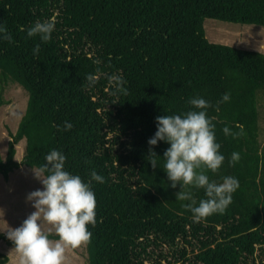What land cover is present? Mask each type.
Listing matches in <instances>:
<instances>
[{
    "label": "trees",
    "instance_id": "obj_1",
    "mask_svg": "<svg viewBox=\"0 0 264 264\" xmlns=\"http://www.w3.org/2000/svg\"><path fill=\"white\" fill-rule=\"evenodd\" d=\"M208 19L264 27V0H0V23L10 37L0 38V106L11 83L29 95L17 131L9 130L0 174L8 181L58 150L73 175L85 182L92 171L103 177L91 185L89 264H257V252L264 253L257 101L264 54L211 43L203 28ZM48 20L55 24L49 41L27 36L36 21ZM195 97L211 105L207 114L225 157L219 170L205 173L217 183L225 176L239 181L223 212L199 220L186 207L190 201L176 199L180 186L171 188L163 170L170 145L152 149L153 168L148 144L156 118L192 110ZM225 126L238 135L225 136ZM190 190L197 205L206 198L203 189ZM1 240L15 248L5 235ZM9 261L0 254V264Z\"/></svg>",
    "mask_w": 264,
    "mask_h": 264
},
{
    "label": "clouds",
    "instance_id": "obj_2",
    "mask_svg": "<svg viewBox=\"0 0 264 264\" xmlns=\"http://www.w3.org/2000/svg\"><path fill=\"white\" fill-rule=\"evenodd\" d=\"M55 29L52 20L36 21L27 30L29 38L39 36L41 41H49ZM0 38L9 39L6 27L0 23ZM39 45L33 54L39 53ZM89 79H92L89 77ZM230 95L225 93L222 100L227 102ZM192 110L180 115H164L156 118V132L148 140L149 163L157 167V155L152 150L160 142L170 145L163 155V170L167 174L171 188L180 186L176 193L179 201H190L186 207L195 220L214 213L223 212L232 202V194L239 188L235 177L225 176L222 182L210 180L205 169L215 173L221 168L225 157L220 153V144L216 142L214 124L208 117L207 109L211 105L203 98L189 100ZM72 124L65 122L64 129L70 130ZM243 129L241 128L242 134ZM225 136L235 138L227 126L223 128ZM67 157L58 150H51L44 158L45 163L33 171L41 182L42 190L28 194L26 200L35 209L18 228L11 229L7 238L13 242L20 253V264H63L67 247H78L89 242L92 232L89 225L96 224V196L92 190V181L103 182V177L95 171L87 182L79 175L65 170ZM240 159L234 152L231 160ZM189 190H185V189ZM191 188L203 189L205 199L199 204L193 199ZM47 223L54 228L59 239L52 240L44 231Z\"/></svg>",
    "mask_w": 264,
    "mask_h": 264
},
{
    "label": "rangeland",
    "instance_id": "obj_3",
    "mask_svg": "<svg viewBox=\"0 0 264 264\" xmlns=\"http://www.w3.org/2000/svg\"><path fill=\"white\" fill-rule=\"evenodd\" d=\"M207 39L214 44H221L233 48L255 51L264 54V27L246 26L233 23H225L216 20H205L203 24ZM5 105L0 106V155L5 159L8 144L11 140L9 130L15 133L27 110L28 92L19 84L11 83L7 86L3 95ZM259 110V138L264 143V90L258 93ZM26 142L22 141L17 146L16 160H23ZM35 169L26 166L21 167L10 175L6 181L0 174V235L7 237L11 229L18 228L24 220L35 210L26 197L29 193L41 189L42 184L38 181L33 171ZM44 231L47 234H56L51 225L45 223ZM169 253V248H165ZM0 254L10 258L8 264H20L21 255L16 249L0 241ZM258 255V256H257ZM257 264H264V253L258 251ZM63 264H89L87 244L78 247H67L64 254Z\"/></svg>",
    "mask_w": 264,
    "mask_h": 264
}]
</instances>
